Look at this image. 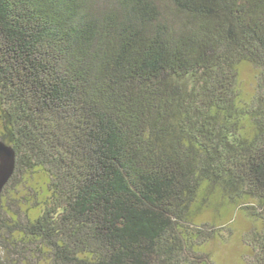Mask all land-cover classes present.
Wrapping results in <instances>:
<instances>
[{
  "label": "trees",
  "instance_id": "1",
  "mask_svg": "<svg viewBox=\"0 0 264 264\" xmlns=\"http://www.w3.org/2000/svg\"><path fill=\"white\" fill-rule=\"evenodd\" d=\"M0 123V264H264V0H0Z\"/></svg>",
  "mask_w": 264,
  "mask_h": 264
},
{
  "label": "rangeland",
  "instance_id": "2",
  "mask_svg": "<svg viewBox=\"0 0 264 264\" xmlns=\"http://www.w3.org/2000/svg\"><path fill=\"white\" fill-rule=\"evenodd\" d=\"M258 70L249 63L239 66L238 84L244 97H248L256 85ZM1 129V123H0ZM224 200H219L212 212L204 213L202 219L217 225L228 226L231 231L222 239H215L205 245L217 264H251L252 251L243 241V233L249 229L250 222L235 204L223 207Z\"/></svg>",
  "mask_w": 264,
  "mask_h": 264
},
{
  "label": "water",
  "instance_id": "3",
  "mask_svg": "<svg viewBox=\"0 0 264 264\" xmlns=\"http://www.w3.org/2000/svg\"><path fill=\"white\" fill-rule=\"evenodd\" d=\"M15 159L14 148L0 139V192L14 172Z\"/></svg>",
  "mask_w": 264,
  "mask_h": 264
}]
</instances>
